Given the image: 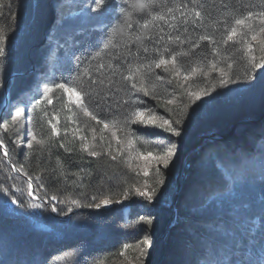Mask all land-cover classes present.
Here are the masks:
<instances>
[{"label": "trees", "instance_id": "obj_1", "mask_svg": "<svg viewBox=\"0 0 264 264\" xmlns=\"http://www.w3.org/2000/svg\"><path fill=\"white\" fill-rule=\"evenodd\" d=\"M106 3L117 5L116 10L97 11L94 0H0V49L5 50L0 57V140L8 152L5 156L0 150V264H260L264 93L248 89L249 54L239 37L219 45V55L198 37L221 40L225 21L264 11V0H195L193 6L203 14L199 24H184L177 12L175 29L157 22L143 30L152 33V41L136 39L139 25L151 19L148 11L133 12L131 35L117 34L125 21L120 9L129 5L124 0ZM181 3L189 0H153L152 12ZM249 23L258 30V18ZM168 35H180L181 44L169 45L163 39ZM262 38L246 37L257 58L264 55ZM166 45L173 51L191 49L192 54L178 57L179 75L148 70L143 81L147 96L132 90L131 83L140 86L138 78L121 80L128 68L156 59L157 49L163 52ZM212 62L217 71H211ZM197 66L206 71L185 80ZM220 68L232 77L225 84ZM89 77L103 83L91 85ZM66 81L100 100L99 107L89 101L90 110L109 123L107 129L55 89ZM49 88L54 89L53 104L40 103ZM190 91H199L201 100L191 99ZM169 99L175 102L168 104ZM124 101L151 110L155 124H130L131 133L113 129L111 122L124 119ZM17 109L25 114L15 123ZM53 114L60 117L53 120L59 136L47 123ZM163 119L179 120L174 126L182 135L161 128ZM33 134L44 143L33 141ZM129 136L134 148L127 147ZM169 149L175 152L169 166L153 163L149 176L133 158ZM136 188L154 192L156 203L136 195ZM105 199L112 201L109 209L102 204ZM149 217L152 223L147 224Z\"/></svg>", "mask_w": 264, "mask_h": 264}, {"label": "snow or ice", "instance_id": "obj_2", "mask_svg": "<svg viewBox=\"0 0 264 264\" xmlns=\"http://www.w3.org/2000/svg\"><path fill=\"white\" fill-rule=\"evenodd\" d=\"M126 4L129 5L128 8H121L120 11L124 13L126 16L129 12H134L132 9V4L133 0H124ZM94 3L97 4V11L100 10H106L108 7H111L113 10H116L117 5L115 4H107L106 0H94ZM195 5V0H189L188 4H176L173 6H167L165 7L163 12H157L153 13L152 8H153V0H150L149 4V11L148 15L151 17V19H144L143 24L139 25L140 31L136 33V39L137 40H148L152 41L153 35L151 32H145L143 31L144 29H147L149 24L153 25V27H156L157 22H169L170 26L173 27V29L176 28V24L174 23L176 20V13L179 12L181 16V20L183 21L184 24L192 23V24H199L200 20L202 19V12L198 10L197 7H194ZM36 8H39L40 5L37 3L35 5ZM259 19L260 25L258 30L256 28H253L252 24L249 23V21L253 19ZM133 29V24L130 21H124V23L120 26V28L117 30V34L119 33H126L128 35H131V30ZM251 34V40L256 41L258 35L264 34V11H261L259 13L256 12H248L246 15H242L240 18H234L231 23L225 21L224 22V34L221 40L217 41L211 36H205L201 35L198 37L199 40L201 41H207L208 43H211L214 46V51H216L217 55H219V45H227L229 42L236 43L237 42V37H239V42L246 44L247 46V51L249 54V65L250 68L249 70L245 73L246 80L248 81V89L249 90H255L259 89L262 93H264V71H261L259 73H254V69H264V55L260 56L257 58L255 55H252V49L253 45L250 41L246 40V37H248ZM166 39L169 42V45L171 43H176L177 45L181 44L182 38L180 35H168L167 37L163 38ZM183 43L187 44L188 39L185 37L183 39ZM199 44H193L192 48H199ZM259 47L262 52H264V38L259 40ZM144 52L148 51L147 47L143 48ZM157 52L159 53L158 57L156 59L151 60L149 63L146 64H137L134 65L127 70L126 75H121V80L125 83H131L132 81L136 80L137 78L140 81V86L137 87L136 83H131V88L132 90H136L139 92H142L145 96L150 94V90L148 87H146L143 83L145 79V75L148 72V70L154 68H163L164 72H170V71H176L177 75H179V69L176 68V65L178 64V57L180 56H188L192 54L191 49L189 51H173L170 46H165L163 52H160L159 49H157ZM167 54V55H166ZM5 56V50L0 49V57ZM169 65L172 66V68L169 67ZM99 68L105 67V65H99ZM228 68H231L232 65L228 64ZM210 69L211 71H217L218 65L215 62H212L210 64ZM206 70L201 69L200 67H195L193 68L187 75H185L184 79L185 80H190L196 73H204ZM221 73V84L227 83L229 80L232 79V77L228 76V74L224 71V69L220 68L219 69ZM227 77V79H226ZM160 78V77H158ZM89 82L91 85H99L102 84V80H92L91 77L88 78ZM112 81H109V90H111V85ZM55 89L60 90V92L63 94V96L66 98L67 102L69 105H72L73 107H76L79 109L80 113H82L84 116L89 117L92 121H95L97 124H102L105 129L109 127V123L105 122L101 117L96 115L93 110H90V105L89 101H93V105L95 107L100 106V100H93V94L89 91L81 90L77 86H75L74 83H69V82H64V83H57L55 85ZM121 89H117V91H120ZM54 93V89L49 88L48 89V95L44 96V100L40 101V103L47 102V104L51 105L53 104V96L52 94ZM96 95H99L97 93ZM187 95L194 101L196 100H201V93L199 91H190L187 92ZM203 95L208 96L209 92L207 89L203 90ZM175 101L173 99H169L167 101L168 104H173ZM124 105L126 107L125 111V116L122 122H111V127L115 129L116 131H127L128 133H131V129L128 127L130 124L135 125V124H155L157 117L154 115H150L148 113L151 112V110H147V113L145 110L140 109L139 107H133L131 105L130 101H124ZM197 107H200V105H197ZM24 109H17L15 112V115L12 117L13 122L18 123L19 118L24 115ZM47 116V113H45ZM60 117L58 115L53 114L51 118L47 120L48 125L50 126L51 133L53 135L59 136L60 135V130L57 128V124L53 122L59 121ZM180 121H172L169 119H163L160 123V127L164 128L166 131L174 134L177 137H180L182 135V132L180 129L175 127L174 125L179 124ZM5 129H7V125H3ZM93 131H95L93 129ZM186 134V129L184 130ZM115 135V133H113ZM83 139H86L84 137ZM32 140L36 141L37 143H44L43 140H37L36 135L33 134ZM117 143L120 142V137L116 136ZM22 143H26L27 147L31 148L32 143L31 141L24 140ZM127 147L129 148H134L135 144L129 136L127 140ZM84 150H88L89 145L84 144L83 145ZM0 150H3L4 155L7 156L8 152L6 148L3 145V141L0 140ZM90 156H99L100 153L96 151H89L88 153ZM175 156V152L171 149H169L167 152H165L163 155H157L152 152L148 153H138L137 157L138 159H142L145 161H155L158 164L162 163L163 167L167 168L169 166V163L171 159ZM115 159V157H112ZM223 164V162H221ZM19 171V169H17ZM157 174L159 175V168H157ZM144 176H149L150 172L145 167ZM31 187V185H29ZM5 192H7V189H4ZM134 192L136 195L140 197H147L148 200H151L152 197L155 195L154 192L152 191H147V190H141L140 188L134 189ZM56 197H52V199H55ZM128 198V195H125V199ZM13 204H18L19 202L16 200H11L10 201ZM73 203H76V201H73ZM112 201L105 199L102 201L103 205H109L111 204ZM36 206V205H34ZM95 207L99 208L101 207V204H96ZM147 224L152 223L151 217L147 219L146 221ZM146 244H149V242L146 240ZM149 246H151L149 244ZM143 254V253H142ZM260 264H264V259L260 261Z\"/></svg>", "mask_w": 264, "mask_h": 264}, {"label": "rangeland", "instance_id": "obj_3", "mask_svg": "<svg viewBox=\"0 0 264 264\" xmlns=\"http://www.w3.org/2000/svg\"><path fill=\"white\" fill-rule=\"evenodd\" d=\"M0 115H1V112H0ZM136 163H137V165H138V168L144 171L145 167H147V169L149 170L150 167H152V164L154 163L153 165H155L156 162H155V161H145V160H142V159H138V158H137ZM218 172H219V173H222V175H223L224 177L226 176V173H225L223 170H220V171L218 170ZM164 186L166 187L167 184H164ZM150 202H151V203H156L154 197H152V199L150 200ZM104 207L107 208V209H109L110 207H112V205H111V204L106 205V206L104 205ZM123 209H124V212H125V213H126V212H129V205H125V206H123ZM152 210H153V209L150 208V209H149V212H151Z\"/></svg>", "mask_w": 264, "mask_h": 264}, {"label": "clouds", "instance_id": "obj_4", "mask_svg": "<svg viewBox=\"0 0 264 264\" xmlns=\"http://www.w3.org/2000/svg\"><path fill=\"white\" fill-rule=\"evenodd\" d=\"M149 4H150V0H133L132 9L136 13H144L149 11ZM132 19H133V13L129 12L125 16V20L130 21Z\"/></svg>", "mask_w": 264, "mask_h": 264}, {"label": "water", "instance_id": "obj_5", "mask_svg": "<svg viewBox=\"0 0 264 264\" xmlns=\"http://www.w3.org/2000/svg\"><path fill=\"white\" fill-rule=\"evenodd\" d=\"M246 123L250 122V121H245ZM206 137H203L202 140H204Z\"/></svg>", "mask_w": 264, "mask_h": 264}]
</instances>
